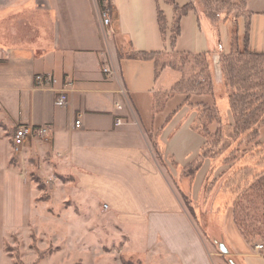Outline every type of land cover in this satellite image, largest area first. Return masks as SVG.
Listing matches in <instances>:
<instances>
[{
    "label": "crops",
    "instance_id": "0c3cea01",
    "mask_svg": "<svg viewBox=\"0 0 264 264\" xmlns=\"http://www.w3.org/2000/svg\"><path fill=\"white\" fill-rule=\"evenodd\" d=\"M108 1L109 26L103 0H0V20L13 8L29 9L11 17L15 28L7 38L0 30V44L9 49L0 60V224L16 227L33 216V227L50 221L75 231L88 217L99 222L104 216L111 243L118 241L120 254L141 264H264V251L236 224L234 198L205 191L208 180L219 178L220 162L205 157L193 178L183 176L207 141L195 128L197 104L215 105L221 122L234 123L215 57L234 45L264 53V0H247L243 14L220 13L216 23L190 11L175 46L169 0ZM175 2L184 7L191 0ZM140 53L211 55L214 95L193 94L182 70L167 66L157 73L155 60ZM38 74L59 82L41 88ZM66 81L73 83L69 101L58 107L55 98ZM19 124L46 125L49 133L28 137L16 151Z\"/></svg>",
    "mask_w": 264,
    "mask_h": 264
},
{
    "label": "rangeland",
    "instance_id": "374dc122",
    "mask_svg": "<svg viewBox=\"0 0 264 264\" xmlns=\"http://www.w3.org/2000/svg\"><path fill=\"white\" fill-rule=\"evenodd\" d=\"M192 1L199 12L206 14V11H215L224 16L236 18L245 12L247 0ZM27 5L29 6L30 4L28 3ZM13 9L3 20H0V30L3 37H6V33L8 35V32L15 28V25L11 24L15 21H9L11 17H21L25 10L29 11L23 6ZM30 11L33 14V9ZM32 34L33 32H30L29 35ZM6 38L3 41L4 43H6ZM245 49L246 47L240 48L239 45H234L230 54H235L236 52L245 53ZM8 50V47H5L4 44H0V60L7 59V56L9 57ZM230 54L220 53L215 57L218 59V65L216 66L218 70H221L223 81H225V75L222 69V58L224 59L225 55ZM213 58H196L188 55L168 57L170 61H174L175 64L182 67L183 84L186 85L187 90L189 88L190 91H194L193 94L196 93L197 95L200 85L205 83L207 67L212 66ZM210 72L212 75V69ZM212 78H214L213 75ZM197 106L199 114L195 121V126L202 128L199 116L201 117L204 106L203 103L197 104ZM217 121L209 126L210 135L206 153L213 158L214 165L219 166L220 162L223 170L218 173L220 175L216 182L207 181L205 191L212 192L216 190L219 193L230 195L234 198V206L240 194L249 185L254 184L256 179L254 176L263 175L264 173V147H259L257 144L258 141L263 143L261 134L264 125L260 127L259 135L252 137L242 134L236 140L233 137H228V132L225 128V131L221 132V134L218 133L221 126L227 127L231 125L223 123V119L221 122V117ZM234 125L235 119L232 126ZM214 170L217 171L216 166ZM174 180V185L178 187L176 185L178 179L176 180L175 178ZM256 186L258 187V185ZM252 193L249 191L247 196L251 197ZM185 194L188 195L187 193ZM238 212L240 220H244L247 226L254 225L262 231L259 237L254 238V236H251L250 243L253 245H264V203L259 197L254 196L251 199L242 197ZM26 218L25 224L22 223L16 227H4L0 224V264H125V261H129L128 263L130 264H141V261L134 256H122L118 241L111 243V234L104 216L99 222L98 219L92 222V217H88L86 224L84 226L81 225V230L75 231L70 230V227L67 228L62 223L50 221H43V225L33 227V216H27ZM0 219H2L1 216Z\"/></svg>",
    "mask_w": 264,
    "mask_h": 264
},
{
    "label": "trees",
    "instance_id": "16d2710c",
    "mask_svg": "<svg viewBox=\"0 0 264 264\" xmlns=\"http://www.w3.org/2000/svg\"><path fill=\"white\" fill-rule=\"evenodd\" d=\"M175 7V22L173 26V36L171 38L172 45L175 46L177 38L181 33L180 23L183 16L189 14L190 11L196 10L195 4L191 0L190 4L184 7H179L175 0H169ZM206 16L212 23H216L220 19V13L215 11H206ZM159 23L163 35H166L167 24L165 14L159 10L158 13ZM249 32L247 31L246 41L248 42ZM245 53H232L230 55H225L224 59L222 58V69L225 75L224 86L226 88L229 105L231 112L235 119L234 126H221L218 133L225 131L227 129L228 137H233L238 140L239 136L242 134L255 137L260 134V127L264 125V53H255L251 52L248 48V45L245 46ZM139 58L153 59L156 63L157 73L167 67L171 66L174 69L181 70L180 65L175 64L174 61L168 59L169 56H179L183 55L174 53L172 55H166L163 53H140L136 55ZM195 56L196 58H210L209 54H199V55H188ZM207 78L205 83L201 84L198 94H212L214 95V78L211 75L212 66L207 67ZM202 77V76H201ZM204 106V111L199 116V121L202 126L195 128L199 130L207 139L205 148L203 149L202 155L197 158L195 161L190 163L183 172V176H189L193 178L201 167L203 159L209 157L207 145L208 137L210 135V124L217 121L220 117V112L214 105H210L205 102H200ZM225 128V129H224ZM258 146L264 147V144L261 141H258ZM159 153V151L157 150ZM159 157L162 156L159 153ZM211 157V156H210ZM256 177L254 184L249 185L245 191L240 194V197L234 203V216L236 224L245 237V239L250 243L251 236L254 238L259 237L262 234L260 228L255 227L254 225L247 226L244 220H240V215L238 212L240 206V200L242 197H247L251 199L252 197H259V199L264 203V173L263 175L254 176ZM178 186L183 200L185 201L187 207L194 215L197 217L195 207L183 190ZM258 185V187L256 186ZM253 192L250 196H247L248 192ZM237 192V191H236ZM129 261H125V264Z\"/></svg>",
    "mask_w": 264,
    "mask_h": 264
},
{
    "label": "built area",
    "instance_id": "2783aa9c",
    "mask_svg": "<svg viewBox=\"0 0 264 264\" xmlns=\"http://www.w3.org/2000/svg\"><path fill=\"white\" fill-rule=\"evenodd\" d=\"M101 15L103 17V22L105 25L109 26L112 23V14H111V6L108 0H103L101 4ZM107 71V69H106ZM36 85L41 88H49L54 87L59 80L55 78L51 74H38L35 76ZM71 81H66L63 87L57 92V96L55 98V105L58 107H65L69 101V90L72 87ZM81 121L78 120L76 122V127H80ZM116 125H122V120L118 119L116 121ZM49 133V127L44 125L41 127H34L28 124H19L16 126L14 135H13V143L15 145V150L19 151L20 147L23 146L28 137H45ZM256 249L260 251H264L263 244H257Z\"/></svg>",
    "mask_w": 264,
    "mask_h": 264
},
{
    "label": "water",
    "instance_id": "95a60500",
    "mask_svg": "<svg viewBox=\"0 0 264 264\" xmlns=\"http://www.w3.org/2000/svg\"><path fill=\"white\" fill-rule=\"evenodd\" d=\"M224 251V250H223Z\"/></svg>",
    "mask_w": 264,
    "mask_h": 264
}]
</instances>
